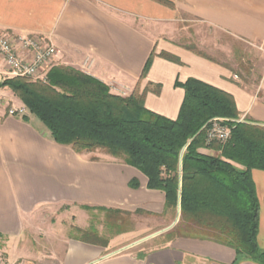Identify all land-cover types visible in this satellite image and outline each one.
I'll list each match as a JSON object with an SVG mask.
<instances>
[{
  "label": "crops",
  "instance_id": "crops-1",
  "mask_svg": "<svg viewBox=\"0 0 264 264\" xmlns=\"http://www.w3.org/2000/svg\"><path fill=\"white\" fill-rule=\"evenodd\" d=\"M166 1L172 7L154 0H0V32L49 41L56 49L52 66L73 67L120 97L134 90L144 93V107L167 119H176L184 98L175 83L196 79L231 95L240 120L264 127V0ZM193 28L254 49L261 65L258 76L252 81L250 73H237L229 45L227 61L192 48L186 41ZM2 89L8 90L4 93L12 106L25 108L8 88ZM25 110L23 117L0 110V239L6 264H257L236 258L232 248L212 239L172 233L180 215L173 222L164 194L147 189L144 175L112 156L92 161L93 153L77 154L56 144ZM199 151L218 155L209 148ZM251 178L259 204L256 241L262 248L264 171L252 170ZM132 180L137 189L128 186ZM65 204L116 208L145 226L168 215L170 223L112 250L71 238L61 244L53 233L56 242L45 252L38 231L45 208Z\"/></svg>",
  "mask_w": 264,
  "mask_h": 264
},
{
  "label": "trees",
  "instance_id": "trees-1",
  "mask_svg": "<svg viewBox=\"0 0 264 264\" xmlns=\"http://www.w3.org/2000/svg\"><path fill=\"white\" fill-rule=\"evenodd\" d=\"M154 1L172 7L169 1ZM175 86L184 90V98L170 120L144 107V93L114 95L103 82L69 66L51 67L44 82L16 78L0 84L42 122L56 144L77 154L103 150L121 156L146 177L147 189L164 194L166 208H176L179 201L177 236L212 239L232 248L240 260L264 264L251 178L252 170L264 171V127L240 120L232 96L219 89L196 79ZM214 118L227 121L230 136L224 143L206 144L205 129ZM202 148L218 155H204ZM128 186L139 184L132 180ZM77 240L101 245L87 237Z\"/></svg>",
  "mask_w": 264,
  "mask_h": 264
},
{
  "label": "rangeland",
  "instance_id": "rangeland-1",
  "mask_svg": "<svg viewBox=\"0 0 264 264\" xmlns=\"http://www.w3.org/2000/svg\"><path fill=\"white\" fill-rule=\"evenodd\" d=\"M190 34L192 38L186 42L192 48L214 60L226 59L227 61L229 55L228 45L231 46L234 51L233 57L231 56V63L232 59H235L237 73L241 76L248 75L246 72L250 73L249 77L252 81L258 76L261 65L260 61H257L254 49L249 52L241 42L225 36H218L211 30L198 32L193 28L190 29ZM50 66L53 67L52 65ZM26 80L30 82L40 81L33 79ZM6 91L8 90L0 88V97L4 100L6 106H12V103L8 100V96L4 93ZM92 155H94L92 156V161L110 156L103 150H96ZM115 159L118 161L123 160L121 156ZM169 209L172 211L174 222L177 220L175 218L178 217V213L176 212V208ZM44 214L45 221L42 225H39L38 231L42 234L40 241L44 244L45 252H49V249L54 246L53 243L56 242L50 236L53 233L59 234V242L61 244L69 238L84 239V237H87L91 241L101 244L97 246L107 247L112 250L127 242L128 239L134 240L140 238L150 234L157 226L162 228L170 223V219H167L168 215L167 217H164V215L163 219L157 223L151 222L147 226L144 224L139 225L134 219H131L130 213L116 208L89 205L65 204L53 209L45 208ZM176 222V225L170 230L172 233H176L175 230L179 224V218ZM139 226L141 229H139ZM202 235L209 236V233ZM259 249L264 252V247ZM3 250L4 239H0V264H6ZM38 264L45 263L41 262Z\"/></svg>",
  "mask_w": 264,
  "mask_h": 264
},
{
  "label": "built area",
  "instance_id": "built-area-1",
  "mask_svg": "<svg viewBox=\"0 0 264 264\" xmlns=\"http://www.w3.org/2000/svg\"><path fill=\"white\" fill-rule=\"evenodd\" d=\"M55 55V47L40 37L0 32V84L16 78L44 82ZM7 106L0 97V110L6 109L8 116L23 117L26 113L24 107ZM226 122L222 118L209 122L205 129L206 144L224 143L229 138L230 128Z\"/></svg>",
  "mask_w": 264,
  "mask_h": 264
},
{
  "label": "water",
  "instance_id": "water-1",
  "mask_svg": "<svg viewBox=\"0 0 264 264\" xmlns=\"http://www.w3.org/2000/svg\"><path fill=\"white\" fill-rule=\"evenodd\" d=\"M184 150V149H183ZM182 150V151H183ZM177 213H178V215H180V208H179V201H178V203H177ZM169 229V228H168ZM167 229H164V230H162V231H159V232H157V233H155V234H153V235H150V236H148V237H146V238H150V237H152V236H155V235H157V234H160V233H162V232H164V231H166ZM146 238H144V239H146ZM143 239V240H144Z\"/></svg>",
  "mask_w": 264,
  "mask_h": 264
}]
</instances>
